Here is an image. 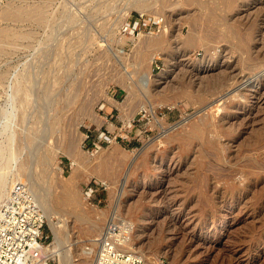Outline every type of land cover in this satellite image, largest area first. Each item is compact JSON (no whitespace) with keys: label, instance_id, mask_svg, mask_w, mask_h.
<instances>
[{"label":"rangeland","instance_id":"obj_1","mask_svg":"<svg viewBox=\"0 0 264 264\" xmlns=\"http://www.w3.org/2000/svg\"><path fill=\"white\" fill-rule=\"evenodd\" d=\"M136 1L0 2V205L22 182L66 222L58 264H83L112 215L143 264H264V0ZM139 14L152 32L129 41Z\"/></svg>","mask_w":264,"mask_h":264},{"label":"built area","instance_id":"obj_2","mask_svg":"<svg viewBox=\"0 0 264 264\" xmlns=\"http://www.w3.org/2000/svg\"><path fill=\"white\" fill-rule=\"evenodd\" d=\"M152 21L159 31L160 19ZM150 28L139 14L124 23L119 32L133 41L145 32H152ZM87 189L86 193L93 190L91 185ZM44 221L32 191L26 184L14 182L0 205V264H58V255L47 254L44 249L51 242L49 232L44 231ZM130 232L129 222L125 220L107 222L97 236L94 264H143V257L124 245L130 239Z\"/></svg>","mask_w":264,"mask_h":264},{"label":"bare ground","instance_id":"obj_3","mask_svg":"<svg viewBox=\"0 0 264 264\" xmlns=\"http://www.w3.org/2000/svg\"><path fill=\"white\" fill-rule=\"evenodd\" d=\"M140 0H138V1H136L132 6H136V7H138V8H140V10L142 9V6L145 4V2L143 3V2H139ZM146 1H148V0H146ZM150 1H152V0H150ZM154 1H157V0H153L152 1V3H154ZM159 1V0H158ZM162 1V0H161ZM227 1V0H226ZM192 2V1H191ZM215 2V1H214ZM232 2V1H231ZM150 3V2H149ZM152 3H150V4H152ZM199 3V2H198ZM161 4H162V2H161ZM218 4V3H217ZM146 6V5H145ZM162 6V5H161ZM143 10V9H142ZM145 10V9H144ZM26 12V11H25ZM23 13V12H22ZM158 13V12H157ZM221 13V12H220ZM209 15H211V14H209ZM214 16V15H213ZM7 17V16H6ZM217 17V16H216ZM219 17V16H218ZM220 18V17H219ZM213 19H214V17H213ZM193 20V19H192ZM215 20V19H214ZM213 20V21H214ZM216 20H218V19H216ZM216 20H215V22H216ZM229 20V19H228ZM205 21V20H204ZM191 23V22H190ZM206 23V22H205ZM211 23V22H210ZM214 23V22H213ZM217 23V22H216ZM220 24H221V22H219ZM224 23V22H223ZM219 25V24H218ZM161 26H162V28L164 27L162 24H161ZM216 27V26H215ZM166 29V28H165ZM163 30L160 34H157V35H155V36H151V38L149 39V40H147V42H145V46H146V48L148 49V51H150V54H149V56H148V54H147V56L148 57H152V56H150L151 55V53H154L153 54V56L154 55H156L155 53H156V51H158V50H161V49H165L169 44H168V42H169V40H168V34H167V31L166 30ZM195 29V28H194ZM203 29V28H202ZM211 30V29H210ZM213 30V29H212ZM216 30V29H215ZM0 31H2V30H0ZM6 31V30H5ZM214 31V30H213ZM8 32V31H7ZM7 32L5 33V35H7ZM1 33V32H0ZM2 33H4V31L2 32ZM10 33V32H9ZM13 33V32H12ZM16 33V32H15ZM212 33V32H211ZM239 33V32H238ZM195 35V34H194ZM220 35V34H219ZM218 35V36H219ZM14 36V35H13ZM17 36V35H16ZM222 36V35H221ZM200 37V36H199ZM223 38V37H222ZM185 39V38H184ZM224 39V38H223ZM144 40V39H143ZM216 40V39H215ZM222 40V39H221ZM208 41V40H207ZM243 41H245V40H243ZM249 41V40H248ZM195 42V41H194ZM193 42V43H194ZM137 43H138V41H137ZM187 43V42H186ZM1 45V44H0ZM188 45V44H187ZM194 45V44H193ZM142 48V47H141ZM146 49V50H147ZM143 50V49H142ZM145 50V49H144ZM141 52V51H140ZM137 53V52H136ZM143 53V52H142ZM145 54V53H144ZM139 57V56H138ZM136 58V57H135ZM153 58V57H152ZM139 59V58H138ZM137 60V59H136ZM136 60H134V61H136ZM205 60V59H204ZM210 60V59H209ZM167 61V60H166ZM206 61V60H205ZM210 62V61H209ZM208 63V62H207ZM247 64V63H246ZM135 65V64H134ZM201 65V64H200ZM131 66H132V64H131ZM142 66H144V64L143 65H141V67ZM146 66V65H145ZM144 66V67H145ZM251 66V65H250ZM260 66V65H259ZM140 67V68H141ZM147 67H148V65H147ZM147 67H145L147 70L146 71H142L140 74H139V76H141L142 78H139V79H137V82H135V81H132L133 82V85L137 88V90L139 89V92H140V90H142V92L143 93H146L147 91H148V88H149V83H150V81H151V76H150V72H149V70H148V68ZM135 68H137V67H135ZM140 68H138V69H140ZM143 68V67H142ZM137 69V70H138ZM144 69V68H143ZM135 70V69H134ZM138 71H141V70H138ZM133 72V71H132ZM219 72V71H218ZM135 73V72H134ZM48 76V75H47ZM48 78V77H47ZM210 79V78H209ZM220 79H222V78H220ZM153 80V79H152ZM212 82V81H211ZM130 85V84H129ZM150 89V88H149ZM196 90V89H195ZM132 91V90H131ZM148 93V92H147ZM157 93V92H156ZM185 96V95H184ZM164 98V97H163ZM202 98V97H201ZM164 101V100H163ZM153 102V101H152ZM160 102V101H159ZM165 102V101H164ZM161 103H162V100H161ZM160 103V104H161ZM149 104V103H148ZM153 104H155V102L153 103ZM159 104V103H158ZM193 104V103H192ZM154 106V105H153ZM152 106H151V103H150V105H143V108H142V110L143 111H147V112H150V113H152ZM154 116V115H153ZM202 122V121H201ZM194 124V123H193ZM200 124H202V123H200ZM199 127V126H198ZM198 127H196V128H198ZM200 129V128H199ZM194 130V129H193ZM199 131V130H198ZM203 131V130H202ZM192 132L193 131H191V134H192ZM200 132H201V130H200ZM194 133V132H193ZM200 140V139H199ZM113 148V147H112ZM223 151V150H222ZM50 152V151H49ZM43 153V154H41V155H38V157H36L35 158V160L36 161H41V160H44L45 161V163L46 162H49V163H52V159H51V153ZM206 152V151H205ZM215 157V156H214ZM218 159V158H217ZM77 160V159H76ZM42 163V162H41ZM74 163H75V161H74ZM150 163V162H149ZM78 164V163H77ZM76 164V165H77ZM51 165V164H50ZM75 165V164H74ZM155 165V164H154ZM49 166V165H48ZM52 166V165H51ZM216 167V166H215ZM74 170H75V168H74ZM74 170H72L71 172H70V174L66 177V179H65V181H68L69 183H71V184H73V183H75L74 181H75V172H74ZM237 170V169H236ZM59 172V171H58ZM57 172V173H58ZM78 175H80V174H78ZM60 176V175H59ZM224 176V175H223ZM77 178V177H76ZM78 180V179H77ZM70 184V185H71ZM67 185H66V183H62L61 184V186H60V191H61V196L62 197H64V202L66 201V202H69V204L71 203V200L72 201H74V197H73V192L71 191V190H69V188L67 189V187H66ZM73 185H71V187H72ZM70 187V188H71ZM75 187V186H74ZM74 187L72 188V190L74 189ZM76 190V189H75ZM59 194H58V196H59ZM52 196V195H51ZM57 196V197H58ZM45 197V196H44ZM60 197V196H59ZM61 198V197H60ZM60 198H57V199H60ZM53 199V198H52ZM83 199V198H82ZM48 200H50V195H48V197H46V198H43V199H40V202H45V201H48ZM54 201L56 200V199H53ZM52 200V201H53ZM61 203H62V201H61V199L59 200ZM57 202V201H56ZM75 203V202H74ZM73 203V204H74ZM43 204V203H42ZM66 204V203H65ZM60 205H62V204H60ZM68 205V203L65 205V206H67ZM71 205V204H70ZM76 204H74L73 206H75ZM82 205H84V203L82 204ZM64 206V205H63ZM72 205H71V207H73ZM77 206V205H76ZM70 207V208H71ZM87 207V206H86ZM74 208V207H73ZM76 208V207H75ZM48 210V209H47ZM52 210V209H51ZM50 209H49V211H45L43 214L45 215V217L47 218V220H48V223H49V225H50V228H51V231H52V235H53V237H52V243H50V244H47V245H45L44 246V249H45V251L47 252V254H57L58 255V259L59 260H61V259H63L64 257H65V255L67 254V250L70 248L69 247V244H65V245H60L59 243L57 244V243H53V242H59L60 240L58 239V236L60 235H62V234H64L63 233V229H65V231L64 232H66L67 233V228H66V225L67 224H65L64 222H63V219L62 218H60L59 217V215H55V213L54 212H52ZM75 210V209H74ZM70 212H74L73 211V209H72V211H70ZM116 211H114V213H115ZM74 213H77L78 214V212H76V210H75V212ZM82 213V212H81ZM75 215V217H79V215ZM82 215V214H81ZM83 216V215H82ZM114 215H112V216H110V218H111V220H115V216L113 217ZM108 222H109V219H108ZM127 222H128V219H127ZM137 227V226H136ZM133 225H132V223H129V230L130 231H133ZM137 229V228H136ZM138 230V229H137ZM67 235V234H66ZM66 235L64 236V239H65V237H66ZM67 238V237H66ZM97 242V243H96ZM92 243V246L93 245H95L94 247H92V246H88V247H84V249H87V250H84L83 252L85 253V254H87V255H85V257H86V259H84V262H83V264H94V259H95V255H96V246H97V244H98V241H93V242H91ZM124 245H125V247H126V249L127 250H130V251H133V252H137V253H139L141 256H145L144 254H143V252L139 249V248H137L134 244H133V242L131 241V239H129L128 241H126L125 243H124ZM148 261V260H147ZM148 264V263H147ZM151 264V263H150Z\"/></svg>","mask_w":264,"mask_h":264}]
</instances>
